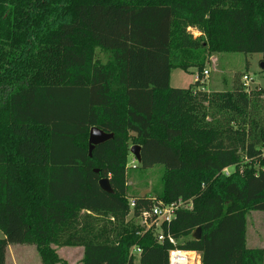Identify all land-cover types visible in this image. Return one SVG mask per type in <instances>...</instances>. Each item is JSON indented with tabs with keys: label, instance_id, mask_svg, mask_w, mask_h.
Listing matches in <instances>:
<instances>
[{
	"label": "trees",
	"instance_id": "16d2710c",
	"mask_svg": "<svg viewBox=\"0 0 264 264\" xmlns=\"http://www.w3.org/2000/svg\"><path fill=\"white\" fill-rule=\"evenodd\" d=\"M221 52L264 63V0H0V264L24 244L45 264L59 261L52 244L83 247L84 264H135L134 246L139 264H169L173 245L132 224L130 200L137 217L181 198L193 209L164 226L193 235L181 249L201 264H264V249L247 246L264 170L224 173L242 158L264 167V89L198 90ZM190 68L196 86L171 87L173 70ZM93 127L114 138L90 156ZM134 145L143 169L166 170L158 198L129 195Z\"/></svg>",
	"mask_w": 264,
	"mask_h": 264
},
{
	"label": "rangeland",
	"instance_id": "374dc122",
	"mask_svg": "<svg viewBox=\"0 0 264 264\" xmlns=\"http://www.w3.org/2000/svg\"><path fill=\"white\" fill-rule=\"evenodd\" d=\"M194 35L199 36L195 29H189ZM109 52L103 48H98L96 58L102 63L109 59ZM261 54H246L238 52H221L209 57L205 70L207 77L200 82L202 86L198 90L204 92H225L231 91L238 86H244L248 93L264 89V72L261 67ZM198 68L189 70L176 69L172 72L171 87L189 89L196 86V76ZM199 76V75H198ZM245 77L249 80L246 81ZM198 78V77H197ZM261 109L257 118L259 126L264 128V95L259 99ZM129 195L130 196H153L158 198L161 194L164 183L163 178L166 172L161 164H156L150 169H143L141 163L131 154L129 156ZM264 170L259 163L254 160L241 159L236 167L228 168L225 175L259 173ZM132 224L140 226L138 219H133ZM193 235L182 237L178 242L183 244L192 239ZM4 238V233L0 230V239ZM247 245L252 249H264V212L250 211L247 214ZM59 261L55 264H84V248L79 246H60L52 244ZM135 264L139 260L135 259ZM6 264H45L39 249L34 245H10L7 251Z\"/></svg>",
	"mask_w": 264,
	"mask_h": 264
},
{
	"label": "built area",
	"instance_id": "2783aa9c",
	"mask_svg": "<svg viewBox=\"0 0 264 264\" xmlns=\"http://www.w3.org/2000/svg\"><path fill=\"white\" fill-rule=\"evenodd\" d=\"M208 72L204 71V78L207 77ZM199 79V76L197 80ZM248 81L249 78L245 77ZM228 168L224 170V173ZM136 202L134 199L130 200V215L129 219L140 220V225L146 231L154 233L156 241L160 244L170 242L173 248L169 250V264H201V254L196 251H186L179 247V240L172 237L170 234L164 232V226L170 225L177 217L180 211H189L193 209V200L179 199L172 203H165L157 200L150 210H144L141 214L135 217ZM142 249L134 246L130 251V256L135 259H140ZM136 262V260H135Z\"/></svg>",
	"mask_w": 264,
	"mask_h": 264
},
{
	"label": "water",
	"instance_id": "95a60500",
	"mask_svg": "<svg viewBox=\"0 0 264 264\" xmlns=\"http://www.w3.org/2000/svg\"><path fill=\"white\" fill-rule=\"evenodd\" d=\"M261 67L264 68V63L261 64ZM114 138V134H108L104 131H102L101 129L97 128V127H93L90 131V135H89V145H90V156H92L93 151L95 149L96 146L101 145L107 141H109L110 139ZM141 149L142 147L139 145H134L133 147H131V154L136 158V160L141 163L142 158H141ZM100 187L108 193H112L113 189L110 183V180L108 178H103L100 180L99 182ZM201 228H198L195 232V238L199 239L201 237Z\"/></svg>",
	"mask_w": 264,
	"mask_h": 264
},
{
	"label": "crops",
	"instance_id": "0c3cea01",
	"mask_svg": "<svg viewBox=\"0 0 264 264\" xmlns=\"http://www.w3.org/2000/svg\"><path fill=\"white\" fill-rule=\"evenodd\" d=\"M197 77H198V74H197V76H196V79H197ZM171 79H172V74H171V78H170V84H171ZM197 81V80H196ZM248 246V245H247Z\"/></svg>",
	"mask_w": 264,
	"mask_h": 264
}]
</instances>
